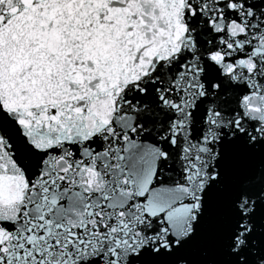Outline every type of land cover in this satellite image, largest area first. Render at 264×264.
I'll use <instances>...</instances> for the list:
<instances>
[{"label":"snow or ice","instance_id":"1","mask_svg":"<svg viewBox=\"0 0 264 264\" xmlns=\"http://www.w3.org/2000/svg\"><path fill=\"white\" fill-rule=\"evenodd\" d=\"M0 264H264V0H0Z\"/></svg>","mask_w":264,"mask_h":264}]
</instances>
